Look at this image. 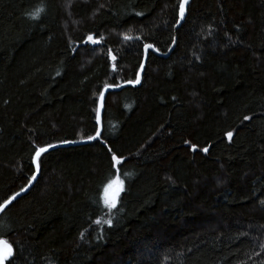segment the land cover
Instances as JSON below:
<instances>
[{
  "label": "trees",
  "instance_id": "obj_1",
  "mask_svg": "<svg viewBox=\"0 0 264 264\" xmlns=\"http://www.w3.org/2000/svg\"><path fill=\"white\" fill-rule=\"evenodd\" d=\"M180 3L73 0L67 24L60 0H0V205L175 42L105 95L98 139L41 155L0 213L6 264H264V0H188L175 29Z\"/></svg>",
  "mask_w": 264,
  "mask_h": 264
},
{
  "label": "snow or ice",
  "instance_id": "obj_2",
  "mask_svg": "<svg viewBox=\"0 0 264 264\" xmlns=\"http://www.w3.org/2000/svg\"><path fill=\"white\" fill-rule=\"evenodd\" d=\"M188 0H182V2L179 4V15L181 17V19H183L184 14H185V6L187 5ZM43 11L42 9H38L35 13L31 14V19H38L40 12ZM139 15V13H138ZM125 40L130 39L129 36H125L124 37ZM88 40L93 43V44H98L100 41L93 39L92 36L88 37ZM144 49L145 52L148 51V49H152L153 51H155V49L152 47L151 44H145L144 45ZM113 59H115V57H112ZM139 82V80L137 79V83ZM104 94L101 93V100H103ZM97 123H99V111L97 112ZM229 136V138H231L232 133H228L227 134ZM99 136V132L97 133V137ZM97 137H90L89 139H96ZM52 147V146H49ZM195 150V149H193ZM48 151V147H39L36 149L35 151V158L33 160V163L37 164V169H39V164L37 163L38 161H40L41 155L43 153H46ZM203 151L207 152L208 149L205 148L203 149ZM112 161H113V168H116V176L111 179L107 185L104 188V195L102 197V201H103V205L105 208H107L109 211H111L112 209H114L117 206L119 197L121 195V193L125 190L124 188V181L121 179L120 175H119V168L118 166L122 163V161L120 159H118L115 155L112 157ZM36 177L33 176L32 180H35ZM16 196H19V193L16 194ZM16 196H13L10 200L6 201L4 204L0 205V212H3L4 209L10 205L12 203L13 200L16 199ZM101 221L97 220L96 223L100 224ZM106 223L109 224V226H111V222L110 221H106ZM13 256V248L12 246L4 240H0V264H4V262L8 261L10 257Z\"/></svg>",
  "mask_w": 264,
  "mask_h": 264
},
{
  "label": "water",
  "instance_id": "obj_3",
  "mask_svg": "<svg viewBox=\"0 0 264 264\" xmlns=\"http://www.w3.org/2000/svg\"><path fill=\"white\" fill-rule=\"evenodd\" d=\"M182 2V0H181ZM186 7V6H185ZM183 20H184V17L183 19H181L179 13H178V21H177V24L175 25V29H178L181 24L183 23ZM174 44L175 42H173V44L171 45L170 49L168 50V52L166 54H160L158 53L156 50L153 51L152 49H148L149 51H151L153 54L155 55H158V56H161V57H164L166 58L173 50L174 48ZM146 57H147V52H145V49H144V56H143V60H142V63H141V66H140V70L137 74V77H136V80L134 82H126V83H123L121 85H118V86H108V87H105L101 93L104 94V97H103V100H101V94L99 96V99H98V104H97V112L99 111V121L101 120V114H102V106H103V101H104V98H105V95L109 92H119L121 91L123 88L125 87H137L139 86L140 84V80H141V76H142V73H143V69H144V66H145V63H146ZM137 79L139 80V82L137 83ZM97 115H96V124H97V132L96 134L94 135V137H97V133L99 132L100 134V129H101V124L100 122L97 123ZM99 137V136H98ZM98 137L96 139H98ZM96 139H86V140H82V141H76V142H66V143H62V144H57V145H52V147H49L48 146V151L50 150H53V149H57V148H67V147H72V146H81V145H85V144H89L93 141H95ZM35 158V156H34ZM34 160V159H33ZM33 166H34V169H35V177L37 179V176H38V169H37V164L36 163H33ZM35 180H32L27 187H25L22 191L19 192V196H16V194L14 196H16V199L20 198L21 196H23L25 193H27L29 191V189L32 187V185L35 183ZM13 197V196H12ZM11 197V198H12ZM10 198V199H11ZM8 199V200H10ZM15 199V200H16ZM7 200V201H8ZM14 201V200H13ZM12 201V202H13ZM6 202V201H5ZM4 202V203H5ZM3 203V204H4ZM2 205V204H1ZM1 213V212H0ZM11 258V257H10ZM9 258V259H10ZM7 262V261H6ZM6 262H4V264H6Z\"/></svg>",
  "mask_w": 264,
  "mask_h": 264
},
{
  "label": "rangeland",
  "instance_id": "obj_4",
  "mask_svg": "<svg viewBox=\"0 0 264 264\" xmlns=\"http://www.w3.org/2000/svg\"><path fill=\"white\" fill-rule=\"evenodd\" d=\"M73 0H60V4H61V6L63 7V9H64V12H65V15H66V20H67V24H71V20H70V18H69V16H68V14H67V8H68V6H69V4L72 2ZM94 39V38H93ZM87 43H89V45H95V44H93V43H91L89 40H87ZM76 47V46H75Z\"/></svg>",
  "mask_w": 264,
  "mask_h": 264
}]
</instances>
